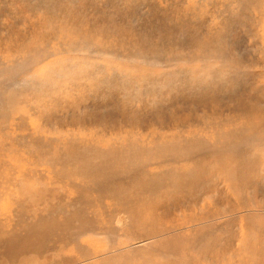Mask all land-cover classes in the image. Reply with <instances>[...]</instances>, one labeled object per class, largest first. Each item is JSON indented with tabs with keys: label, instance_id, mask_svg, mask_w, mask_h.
Returning a JSON list of instances; mask_svg holds the SVG:
<instances>
[{
	"label": "rangeland",
	"instance_id": "374dc122",
	"mask_svg": "<svg viewBox=\"0 0 264 264\" xmlns=\"http://www.w3.org/2000/svg\"><path fill=\"white\" fill-rule=\"evenodd\" d=\"M34 1L0 0V163L9 161L12 170L10 180L22 183L26 179L27 188L43 190L35 217L43 220L45 216L42 212L49 211L46 213L57 216L65 228L47 232L45 244L48 250L45 252L25 255L14 252L16 244L13 243L22 240L25 234L15 224L17 214H24V209L18 203L29 205L31 199L22 197L21 192L14 190L18 187L8 189L9 195L1 192L0 264H59L60 261L67 263L68 259L75 264L79 255L75 247L77 244L90 248L93 251L90 256L93 257L102 250L112 251L116 247L123 250L128 244L136 243L129 234L124 233L125 237L109 234L115 229L112 220L119 216L121 210H125L122 199L119 201L116 198V187L123 184L129 186L135 172L131 170L125 173L126 179L121 180L122 183L111 184V188L98 189L92 185V190L86 189L88 185L85 181L97 174L93 171L106 162V156L111 158L107 159L114 166L122 157L130 162L135 155L133 152L152 143L156 146L162 140L170 141L177 137L187 136V141L192 140L189 141L191 145L205 141H212L213 144L217 140L215 136L222 134L223 137V132H229L239 124L233 122L232 128L230 121L239 119L236 110L251 99L249 94L252 96L253 93H244L239 88L218 93L216 88L196 81V75L204 70L205 65L208 73H213L215 66L224 65L228 69L234 57L238 63L231 67L241 72V84L247 86L248 90L264 81V68H261L264 63V0ZM227 8L231 10L230 13H225ZM232 21H235L236 27ZM226 24L232 25L234 35L240 34L237 47L229 42V46L222 47L226 35H232L224 32ZM193 76L192 87L184 89V85L182 90L181 84L192 80ZM237 92L242 93L235 99ZM130 143L135 145V148H131L133 152L129 148ZM63 149L68 153H81L85 149L84 152L92 151L94 157L90 173H93L56 177L63 169L56 167V162L50 168L48 162H52L55 154L59 155ZM35 151L40 154L39 157L35 155L37 159L32 155ZM195 154H192L194 157L185 156V161L151 162L146 170L140 171L141 174H135L148 179L150 187L144 189L145 194L149 193L147 197L143 191V194L139 192L141 196L138 192L137 196L136 193L131 196L134 201L130 203L138 206L136 209L128 203L131 211L142 214L139 224L134 227V236L138 239L147 237L146 243L155 244L148 235L152 232L159 238L156 240L165 243L163 248L172 241L184 240L188 244L184 246V257H188L186 261L190 264H247L253 246L249 240L241 244L235 240L240 236L243 219L237 217V206L231 204L227 196L232 180L220 173L215 157L213 159L208 153H199L203 156L197 159L198 154L197 157ZM212 160L215 166L210 163ZM72 165V162H68L69 170L65 173L74 168ZM182 167L187 173L190 171L189 176L194 175L195 184L199 181L201 187L196 186L201 190H196L199 193L188 196V192L175 187L173 174H181L179 168ZM30 168L47 177L38 181L32 177L21 179L20 172L30 171ZM4 172L0 166L1 177ZM261 174L258 180L264 185V170ZM208 175L209 185L205 188ZM211 175L218 176L214 179L215 184ZM154 177L155 181L152 180ZM218 178H221L220 181ZM171 188L176 189L173 191ZM208 189L211 191L208 192ZM203 191L206 196L205 193L200 195ZM156 192L157 195L154 194ZM30 193L33 192L28 191V195ZM83 194L90 197L89 201L80 197ZM209 194L212 195L209 197ZM248 194H251V190ZM252 196L250 198L253 199L247 201L251 207L263 204ZM140 197L145 202L140 201ZM70 199L81 203V209L86 210L89 219V223H76L75 231L102 225L100 227L104 226L106 235L72 236L66 218L77 210L78 205L62 204L63 200ZM207 200L209 203H206ZM129 209L126 208L127 211ZM229 215L235 221H230ZM260 216L253 215L249 223L245 219V225H258L259 219H262ZM209 218L212 222L208 225L212 227L203 228L201 225V232L204 234L212 229V234L219 236L222 242H213V247L204 251L189 238L191 232L194 233L192 226ZM19 236L22 237L18 239ZM226 241L228 244H224ZM148 255L158 259V255ZM162 257L159 256V260L165 263L167 258ZM10 259H14V262H10Z\"/></svg>",
	"mask_w": 264,
	"mask_h": 264
},
{
	"label": "bare ground",
	"instance_id": "6f19581e",
	"mask_svg": "<svg viewBox=\"0 0 264 264\" xmlns=\"http://www.w3.org/2000/svg\"><path fill=\"white\" fill-rule=\"evenodd\" d=\"M36 1H34V2H36V3L43 2L40 0H36ZM250 5H251V3H250ZM256 5H257V3H256ZM40 6H42V5H40ZM251 6H253V5H251ZM227 7H229V6H227ZM226 12L230 13L231 10L229 11V9H228L227 11H225V13ZM232 22L235 26V24H236L235 21H232ZM223 30H224V32L228 33L229 35H231V34L232 35L231 36L226 35V39L222 42V47L229 46L227 44L228 42L230 45L235 44L237 47V42H238V39L240 37V34L238 36L236 34H235L236 36L234 35V33H233L234 30H233V27L231 24H226L224 26ZM202 53H203V51H202ZM231 54L233 56V51H231ZM218 58H220V57H218ZM220 59H222V58H220ZM232 61H233V64H231L228 69L225 68L224 65L213 67V70H214L213 73H210L211 71L208 73V71H209L208 67H206V65H205L204 70L196 75V81L199 80L200 82L205 83L210 87L216 88L215 90L218 93L224 92L222 90H225V92H226L230 89H236V88L241 89L244 93L245 92L253 93L252 96L249 94V97L251 99L246 100L243 103L242 107L240 106V109L236 110L237 111L236 114L240 115L239 119L230 121V123L232 124L231 125L232 128L234 127L233 122H238L239 124L237 126H235V128L232 129L231 131L223 132V137H221L222 134H218V136H215L217 140H215V141L213 140L214 141L213 144H215L216 149L214 148V145L211 144L212 141H210V143L208 141H205V142L200 143V144L198 143L197 145H191L189 143L190 140L187 141L188 138H186L187 137L186 136V137H181V138L177 137L176 139H172L170 141L162 140L156 146L152 145L153 144L152 143L149 147H146L140 151H135V152H133V149H131L135 145L130 143L133 146L130 144H128V146L130 145L131 147H129V148L131 149V151L133 153H135L133 160L131 159L132 161L128 162L126 160H123V157H122V159L120 158L121 161L115 166L109 162L108 159H111V158L110 157L108 158V156H106L108 158L107 159V158H105V155H104L103 157L106 159V162L103 159V161L105 163H103L102 165L99 166L98 169H96V170L94 169L95 171H93L97 174L95 176H93L92 178L88 179L87 181H85V183L88 185V187L86 189L92 190V185L98 189H100L101 187H104L106 189L112 185L118 184V182L122 183L121 180L126 179L125 178L126 175H124L125 173H127L131 170L135 172L134 175L131 177V180L129 182V186H126L123 184V185H119L118 187H116V190H115L116 198H118L119 201L122 199L121 203H122V206H125V210H121L119 213V216L116 217L114 219V221L112 220V222L114 224L113 228H115V229H113L109 234H118V235L120 234L121 237H125L124 233H126V234H129L130 236H132V239L136 243L128 244V246L123 250L121 248L116 247V246H115L116 248L112 251L111 250L110 251H106V250L100 251L99 250L100 252L97 251L98 254L93 253L94 254L93 257L90 256L91 252H93L90 248L86 247L85 245L77 244V245H75V247H76V250H78L79 255H78V259H77L78 262H76V263H78V264H144L146 262H150V264H190L189 262L186 261V259H188V257H186V259L184 257L185 256L184 246L188 245L186 243V241H184V240L172 241L168 247L166 246V248H163V245L165 243L161 244L160 241L156 240L159 238L154 236L152 234V232H151V234H148V235L151 236V238L154 240L155 244L154 243H146L145 241H146L147 237H145V236H144L145 238H141V239H138L137 236H134V232H135L134 227L137 226V224H139L138 222H140V220L142 218L141 217L142 214L139 212L131 211L130 210L131 208L129 209L128 203L131 204L130 202L133 200V199H131V196L134 193H136V196H137V192L141 193L143 191V193H144L145 192L144 189L150 187V183L147 182L148 179H142V178L138 177L137 175H135L136 173L140 172L141 170H144V169L146 170L150 166V165H147L148 163H151V162L152 163H160V162H169L170 163V162H177L180 159L182 161H185V156H188V155L190 156V155L195 154V153L198 154L197 159H200V157H201L200 155L203 156V154L199 155V153H208L212 158L215 157L217 159L216 161H217V164L219 166L220 173L222 175L225 174L226 176H228L232 180L231 181L232 185H231V188L229 189V191H227V193H228L227 196L229 198L230 203L231 204L234 203L237 206V213H236L237 217L238 218L242 217V219H243L242 229L239 230L240 236L237 237V239H235V240H238L239 244H241L242 241H248L249 240V241H251L252 246H253L250 249L251 256H250L247 264H264V185L261 184L260 181L258 180L259 175L264 170V81L258 82L257 85L251 86V89L248 90L247 86L241 84V80L243 78V75L241 74V72L236 71L231 67V66L237 65L238 61L235 60L234 57H233ZM261 68L262 69L264 68V63L261 65ZM209 69L211 70L212 68H209ZM194 78H195V76H193L191 78L192 80L183 82L181 84V89L183 88L184 85H185L184 89H186L188 86L193 85V83H194L193 79ZM199 86H201L200 83H199ZM203 87H201V88H203ZM241 93L242 92H237V94H234V95H236V97L233 95H232V97L233 98L235 97V99H236V98H238V95H240ZM236 102L237 103L239 102L238 99ZM3 118H4V116H3ZM224 129H226V127ZM212 138H211V140H212ZM190 139H191V137H190ZM23 141H24V139H23ZM25 141H28V139ZM198 142H199V140H198ZM21 145H22V143H21ZM26 146H28V145L26 144ZM112 149L113 148L111 147V150ZM35 150H36V148H35ZM81 151H83V150H81ZM84 151L81 153H78V152H69L68 153L63 149L59 155L55 154L54 158H52V162L51 161L48 162L51 164L49 167L52 168L53 163L56 162L55 163L56 167L63 169V170L59 171L57 176H56L59 178H65L66 176L71 177L72 173H75V175L81 174V176L83 174L91 175V173H93V172L90 173V167H91V164L93 163L92 159L94 157V154L92 153V151H89V152H87V151L84 152ZM51 154L53 155V153H51ZM128 154H130V153L128 152ZM197 154H195L196 157H197ZM32 155H34V156L36 155L38 157L40 156V154L37 151L32 153ZM36 159H37V157H36ZM144 159L146 160L145 162H144ZM112 160H113V158H112ZM204 160L206 161V159H203L202 161H204ZM8 162L3 161L0 163V166L5 171L4 176L1 177V175H0V182H3L2 184H0V196H1V192L9 195L8 189H11L12 187H18L14 190H18L19 192H21L22 197L26 196V199H28V198L31 199V200L28 199V200H30L29 205H27L28 203H23V202L18 203V205L20 207H22V209H24V214H22L21 212H20V214H17L19 216H18V219L16 220L15 224L17 227H19V230L23 229L25 231V234L22 235V236H24V238H22V240H19L18 242L16 240L13 243V245L16 244L14 246L13 250H14V252L19 253V254H24V253L28 254L31 252L32 253L45 252L46 250H48V248H47L48 246L46 247L47 244H45L46 238H47V232H49L50 230L55 231L56 228L63 230V228H65V226L63 225V222L58 220L57 216L50 215V214L46 213L49 211H43L42 212V214L45 216V219H43V220H41L40 217H38V218L35 217L36 209H37L36 206H37L39 199L41 198V194L43 195V190H32L33 188H31V189L27 188L26 184H28V182L24 178L32 177V179L34 181H38L39 178H43V177L45 178V177H47V175L43 173V175H44L43 176L42 173H40V172L36 173L34 169L30 168L31 169L30 171L20 172L19 177L21 179H24V180L22 183H19V181L16 182L15 180H10V177H11L10 172L12 170H11V167L8 165ZM68 162H72V164H73L72 166L74 168L72 167L73 169L70 170L69 173L68 172L65 173L66 171L69 170ZM6 163H7V166H6ZM96 163L99 164L98 161H96ZM112 163H115V162H112ZM210 163H214L213 160ZM215 164L216 163H214L213 165L215 166ZM93 166H94V164H93ZM195 166H196V163H195ZM175 167L177 168V166H175ZM215 168H218V167H215ZM168 169H170V168H168ZM56 170H59V169L57 168ZM180 170H182L181 174L180 173L177 174L176 172H175L176 175L173 173L170 174V175L173 174L176 178L175 187L178 186L179 188H181V190L183 189L184 191L188 192L187 193L188 196H190L189 194H191V193L196 194V192H197L196 190L201 191L199 188L196 189V186L198 185L199 181H197V184H195L196 181H194V179H193L194 175L192 176V174H191L189 176L188 173L190 171L187 173V170H185L184 167H182V169L179 168V171ZM204 170H206V169L204 168ZM212 170H214V169H212ZM212 170H210V171H212ZM159 172H161V170H159ZM170 172H173V171H170ZM162 173H163V171H162ZM194 173L198 175V172L195 171ZM39 174H40V177H39ZM140 174H141V172H140ZM146 174H148V173L146 172ZM214 174H216V173H214ZM222 175H220V177L224 178V176H222ZM261 175H263V174H261ZM146 176H148V175H146ZM209 177L210 176L208 175V177L205 178V181L206 180L208 181V184H207V182H204L205 184H207V185H204L205 188L208 187V185H209V179H207ZM211 177H214V176L211 175ZM216 177H218V176H216ZM216 177L213 178L214 184L216 183V181H214V179L216 180ZM194 178L197 179L196 177H194ZM220 179L218 178V181H220ZM152 180L155 181L156 178L154 177ZM210 180H212V179H210ZM162 181H163V179H161V183H162ZM224 181H226V179ZM213 182L210 181L211 184H213ZM9 184H11V185H9ZM153 184H155V183H153ZM200 184H202V183L200 182ZM222 184H221V186H222ZM34 185H35V183H34ZM162 185L164 186V184H162ZM217 185H218V183H217ZM67 186H68V184H67ZM202 186H203V184H202ZM227 186H228V183H227ZM160 187H161V185H160ZM178 187H177V189H179ZM198 187H201V186L198 185ZM218 187H220V186L218 185ZM165 188H166V186H165ZM205 188H203L204 191H205ZM27 189H29V190H27ZM162 189L161 190L164 192L165 189L163 187H162ZM171 189H169V190H171ZM174 189H176V188H174ZM174 189H172V190L174 191ZM250 190H251V194H248V192ZM28 191H31L33 193H30L28 195ZM204 191L200 195L204 194L205 193ZM209 191H211V190L208 189V192ZM215 192H216V190H215ZM218 192L219 191H217V193ZM225 192H226V190H225ZM46 193L47 192H45V194ZM143 193H141V194H143ZM180 193L183 194L182 192H180ZM197 193H199V192H197ZM141 194H140V196H141ZM147 194H149V193L147 192ZM147 194L144 193L145 197H147L146 196ZM154 194L157 195V192ZM211 195L209 194L207 196L210 197ZM214 195H213V197H215ZM251 195L255 196L256 200L258 199L259 201H262L263 204H261V205L257 204L258 205L257 207H254V206L251 207L247 203V201L251 199L250 198ZM205 196H206V193H205ZM80 197L84 198V199H88V201L90 198L86 194H83ZM142 197L144 198L143 195H142ZM148 197H149V195H148ZM8 198H9V196H8ZM139 199H137V201ZM225 199H227V197ZM233 199H235V200L233 201ZM141 200H143V202H145L144 199L141 198L140 201ZM140 201H139V203L141 205H143L142 204L143 202L141 203ZM151 201L152 200L150 199V202ZM5 202H6V200H5ZM96 202H98V201H96ZM255 202L257 203V201H255ZM8 203H9V201H8ZM12 203H15V201ZM139 203H137V205H139ZM206 203H209V201ZM16 204H17V202H16ZM62 204H64V205L77 204L78 205L77 210H75V211L73 210L69 214V216H67V218H66V221L70 223L69 230L71 231L72 236H75L76 234H77L76 236H78V237L86 235V234H94L96 236L106 235L107 231L105 230V228H103L104 226L100 227L102 225H93V227H85L84 229H82L80 231H75L76 228L74 227V225L76 223L81 222V221L89 223V219H87V217H86V210L81 209V207H82V206H80L81 203L78 202L77 200L76 201H74L73 199L63 200ZM89 205H92V203H90ZM131 205L133 207H135V209L138 207L136 205L134 206V204H131ZM126 208L129 209L130 212L127 211ZM255 214L262 216V219H259L258 225H249V224H248V226L245 225L246 224L245 219H247L248 223H249V220L251 221L253 218L252 216ZM230 218H232V217L229 215L228 219L230 221L233 220ZM233 221H235V220H233ZM233 221H232V223H233ZM105 222H107V221H105ZM108 222H109V220H108ZM211 222L212 221L209 218V220L200 221L199 223H197L198 225H194V226L191 225L193 227V228L192 227L191 228L193 229L194 233L191 232V237L189 239L191 240V242H193L195 245H198V247L204 251H207L209 249V247L212 246L213 242H216V243L222 242V239L219 238V236L215 237L212 234V232H211L212 229L208 230L204 234L201 232V225L203 228H209L210 229V227H212V226H210L208 224H210ZM103 225H105V224H103ZM197 226H198V228H197ZM15 232H17V231H14V233ZM58 232H60V231H58ZM153 232H154V230H153ZM229 234L230 233H228L227 236L230 237L231 234L230 235ZM58 235H59V233H58ZM218 235H220V234L218 233ZM22 236H19L18 239H20ZM133 240H131V241H133ZM224 244H228L227 241ZM166 245H167V243H166ZM250 246H251V244H250ZM109 249H111V248H109ZM112 249H113V247H112ZM223 249H224V247H223ZM219 251H221V250H219ZM128 252H131V253H129L127 255H123V254H126ZM148 253L152 254V255H158V259L154 256H149ZM231 253H233V252L231 251ZM120 254H122V255H120ZM130 254H133L132 257L129 256ZM237 255H239V254H237ZM159 256H163L162 258H164V259L167 258V261L164 259H161V260H164L165 263L163 261L161 262L159 260ZM233 256H234V254H233ZM197 258H199V257H197ZM68 260L69 261L67 263H63L62 261H60L59 264H71L70 262H74L71 259H68ZM192 260H193V256H192ZM9 261L14 262V259L13 260L10 259ZM193 262H195V261H192V263Z\"/></svg>",
	"mask_w": 264,
	"mask_h": 264
}]
</instances>
